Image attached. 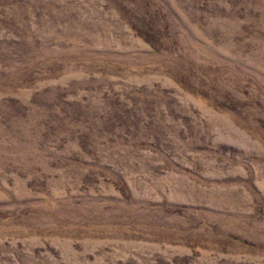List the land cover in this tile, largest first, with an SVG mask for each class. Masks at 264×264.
<instances>
[{"label":"rangeland","instance_id":"374dc122","mask_svg":"<svg viewBox=\"0 0 264 264\" xmlns=\"http://www.w3.org/2000/svg\"><path fill=\"white\" fill-rule=\"evenodd\" d=\"M0 264H264V0H0Z\"/></svg>","mask_w":264,"mask_h":264}]
</instances>
